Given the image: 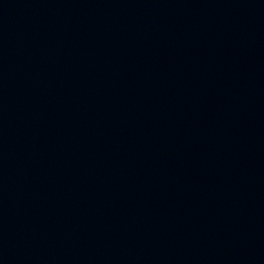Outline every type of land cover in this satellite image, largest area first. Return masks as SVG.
Masks as SVG:
<instances>
[{
  "label": "water",
  "instance_id": "obj_1",
  "mask_svg": "<svg viewBox=\"0 0 264 264\" xmlns=\"http://www.w3.org/2000/svg\"><path fill=\"white\" fill-rule=\"evenodd\" d=\"M0 264H264V0H0Z\"/></svg>",
  "mask_w": 264,
  "mask_h": 264
}]
</instances>
